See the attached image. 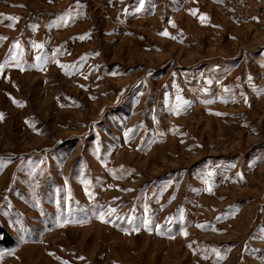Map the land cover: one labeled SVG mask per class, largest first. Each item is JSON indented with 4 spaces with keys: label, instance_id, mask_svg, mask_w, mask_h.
I'll list each match as a JSON object with an SVG mask.
<instances>
[{
    "label": "rangeland",
    "instance_id": "1",
    "mask_svg": "<svg viewBox=\"0 0 264 264\" xmlns=\"http://www.w3.org/2000/svg\"><path fill=\"white\" fill-rule=\"evenodd\" d=\"M246 2L0 0V264H264Z\"/></svg>",
    "mask_w": 264,
    "mask_h": 264
},
{
    "label": "snow or ice",
    "instance_id": "2",
    "mask_svg": "<svg viewBox=\"0 0 264 264\" xmlns=\"http://www.w3.org/2000/svg\"><path fill=\"white\" fill-rule=\"evenodd\" d=\"M193 14H195V13H193ZM0 17H2L4 19H9V20H11L13 22L18 21V19H19L18 17H4L3 14H0ZM204 19H206V17L202 16L201 17V20L203 21ZM162 35L169 36V33L167 31H165V32L162 33ZM0 39H3V38H0ZM81 39H83V37H81ZM13 47L14 48H18L19 47V43L17 42V44L14 45ZM33 47L34 48H37V49H42L44 47V45L43 44H35V43H33ZM40 59H42V58L38 56L37 57V60H40ZM17 66L19 67V65H17ZM60 66L62 68L65 67L64 65H60ZM4 67H5V65H0V70H3ZM185 103H187V102H185ZM2 118H3L2 117V114H0V119H2ZM86 191H87V189H86ZM208 191H211V187H209ZM66 203H67V201H66ZM68 207H69V211H70L71 210V205H69ZM145 211H147V207H145ZM115 212H116V209L109 208L106 213H104V214L101 215V219L104 220V215H111V214H113ZM182 218L183 217L181 216V219ZM116 219H119V217L117 216ZM133 219L134 218H132V217H127L126 218V222L129 223V224H131L133 222ZM104 222L105 223H110L111 221L110 220H104ZM262 238H264V237H262Z\"/></svg>",
    "mask_w": 264,
    "mask_h": 264
},
{
    "label": "built area",
    "instance_id": "3",
    "mask_svg": "<svg viewBox=\"0 0 264 264\" xmlns=\"http://www.w3.org/2000/svg\"><path fill=\"white\" fill-rule=\"evenodd\" d=\"M235 9V14L239 20H247L249 17V6L247 5L246 0H228Z\"/></svg>",
    "mask_w": 264,
    "mask_h": 264
},
{
    "label": "trees",
    "instance_id": "4",
    "mask_svg": "<svg viewBox=\"0 0 264 264\" xmlns=\"http://www.w3.org/2000/svg\"><path fill=\"white\" fill-rule=\"evenodd\" d=\"M3 234H4V236L6 237V239L10 238V236H9L6 232H3ZM1 242L4 243V240H1L0 243H1ZM9 246H11V244H6L5 247H9Z\"/></svg>",
    "mask_w": 264,
    "mask_h": 264
}]
</instances>
